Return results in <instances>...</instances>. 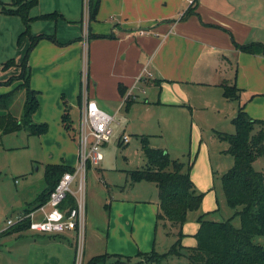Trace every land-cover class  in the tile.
<instances>
[{
    "label": "crops",
    "instance_id": "crops-1",
    "mask_svg": "<svg viewBox=\"0 0 264 264\" xmlns=\"http://www.w3.org/2000/svg\"><path fill=\"white\" fill-rule=\"evenodd\" d=\"M84 3L85 0H39L31 10L32 15L53 11L63 15L58 19H36L31 24L33 34H54L56 37V40L48 37L40 39L29 57L31 86L39 91V106L33 114V120L50 124L61 136L63 143L61 151L48 158L46 164L62 161L73 167L77 164V147L63 124L62 114L65 110L64 98L69 104L75 101L79 104L78 97L81 86L83 87V49L87 50L90 97L97 102V97L100 96L104 104L120 102L118 111L125 105L127 97L132 100L131 104L137 102V90L143 89L145 83L153 79V70L161 69L159 72L164 76L161 83H164L166 91V81H171L174 78L172 76H180V80H190L196 72L204 69L211 70L212 75L208 81L202 83L218 87L222 91L221 100L226 98L221 83L234 82L241 88L240 97L235 99L237 107H232V119L239 105H244L251 116L264 118V53L244 52L233 43V38L241 43H264V0H198L197 11L202 17L201 23L179 19L189 5L187 0H101L96 18L91 21L85 14ZM0 15V36L8 29L15 42V49L9 54L6 49L2 58L7 56L6 60L11 57L19 60L30 44L29 37H26L18 47L17 40L24 24L19 16ZM197 28L204 29L206 35L198 36L195 31ZM90 34H93L91 38ZM189 51L206 57V67L199 69L188 64L185 54ZM178 62L181 63L179 67ZM12 72L1 68L0 80L6 79ZM146 73L150 76H146ZM174 73L177 75H172ZM119 82L128 86L124 97L118 90ZM10 89L9 86L0 87V90ZM163 99L166 100L165 95ZM206 100L211 104V98ZM71 119L73 120L72 117ZM50 126L43 133V139L50 135ZM196 157L195 154L191 159V177L196 187L206 191L201 210L208 212L207 217L214 220L231 216V211L223 215L217 191L215 194L212 188L214 167L211 153L206 154L204 176L197 168L199 157ZM154 187L158 188L157 185ZM211 196L215 198L210 201L208 197ZM107 203L108 210L105 208ZM35 205L18 211V216L24 215L27 208ZM144 208L148 211L147 217L139 222L145 224L137 230L136 221ZM158 209L159 195L154 197L147 194L133 200L112 195L110 198L106 196L104 203L95 205L93 201L90 206L87 200L84 258L104 250L134 255L154 248V229L159 225H156ZM192 213L189 212L183 226L185 235L182 241L189 246L197 244L194 234L199 227L197 217L201 212L196 210ZM40 216L41 212L36 211L35 217ZM119 218L125 220L126 228H123L125 224L119 225L122 234H115L116 239L110 243L113 221ZM130 225L131 228L128 227ZM9 226L0 224V232ZM26 231L9 233L1 238L0 264H75V231L61 234ZM166 233L174 235L172 232ZM93 235L100 239L106 236V244L102 240L89 243ZM170 238L173 240L174 236Z\"/></svg>",
    "mask_w": 264,
    "mask_h": 264
},
{
    "label": "rangeland",
    "instance_id": "rangeland-1",
    "mask_svg": "<svg viewBox=\"0 0 264 264\" xmlns=\"http://www.w3.org/2000/svg\"><path fill=\"white\" fill-rule=\"evenodd\" d=\"M3 1L10 2L11 0ZM179 19L199 23L203 21L199 13L190 14L185 19H181V17ZM195 31L198 36L206 35V31L202 28H197ZM13 48L15 49V42L12 40L9 30L6 29L4 34L0 36V70L2 63L7 58V56L2 58L4 51L7 49V54H9ZM185 56L188 59V64H192L196 68L200 69L207 65L206 57H201L195 52L193 54L189 51ZM81 62L82 69H84V63L88 62L86 49L82 51ZM180 65L181 63L178 62V67ZM162 67H164L163 62ZM7 70L13 71L9 76H17L20 73L19 67L16 66H11ZM15 70L17 71L14 73ZM159 71H161L160 68ZM159 71L153 70L151 72L153 79L145 83L143 89L137 90L139 98L128 109L124 105L118 111L121 105L119 104L120 102L111 101L110 104H104L101 97H97V103L101 108L111 114H115V121L112 124L113 134L111 139L100 146L103 160L99 164L89 168L86 174V199L88 200V205L90 206L93 201L95 205L102 204L106 196L110 198L112 195L118 198H125L126 200H133L136 197L146 196L147 194L154 195V197L159 195L158 188L154 187L157 185L155 182L156 185L146 180L133 181L130 173L132 170L143 168L147 164L146 154L141 143V137L147 134L149 135L150 145L154 147H166L172 158H177L188 163L190 157L196 154L199 157L197 168L202 176H204L206 169V154L210 152L214 167V183L212 188L214 193L217 191V194H215L218 197L217 199L219 200L223 215L231 211V214H229L231 216H223L224 218H219L218 220H224L233 216V223L236 226H240V216H234V213L241 206L233 208L228 204L221 180L222 173L233 165L234 157L224 153L226 142L220 140L217 134V131L233 132L235 130L232 122V107H237L235 100L227 98L221 100L222 91L218 87L202 83L208 81L209 77H211V70L207 71L203 69L202 71H198L189 78L190 80H186V78L180 80L182 79L180 76H172L179 80L172 78L171 81H166V91L164 83H161L164 76ZM172 75L177 74L174 73ZM146 76L149 77V73H146ZM22 82V78H19L10 85H0V87L9 86L11 89H15L8 110L18 117L24 112L26 98L25 89L20 88ZM4 91L0 90V92ZM164 95L166 100L163 99ZM207 98L212 99L211 104L207 103ZM82 106L83 103L79 105L77 101L69 104V113L73 120L71 121L72 129L67 132L71 134L77 151L79 146V135L77 132ZM8 110L2 111L6 112ZM54 127L56 126L54 125ZM125 134L130 136V140L127 142H124L122 139ZM43 135L31 134L27 128L9 133L0 132L1 225H7L9 217L16 220L18 216L17 212L23 208L35 205L38 194L45 189L44 173L46 161L53 154L61 151L63 143L61 136L53 127H51L50 135L46 139H43ZM254 167L264 171V156H260L254 161ZM146 185L151 187H147ZM197 189L203 192L204 195L206 194L205 190L198 187ZM213 198L215 197H208L210 201ZM201 207L198 209V212L202 213L204 211L201 210ZM105 208L108 210L107 205H105ZM46 209H49V206H46ZM224 209H226L225 212ZM129 210V213H131L132 208ZM147 214L148 211L145 208L139 213V218L136 221L137 230L144 226L145 222H139V220L143 221L146 219ZM128 220L130 219L128 218ZM124 224L125 227L123 228L125 229L126 222L122 218L113 221V232L110 243L116 239L115 234L118 236L122 234L119 225ZM128 227L131 228V225ZM114 229L116 230L114 231ZM167 231L174 234L171 235L174 236L173 240L166 233ZM136 233L139 234V232ZM177 233V227L172 226L169 222L164 225L163 221H160L159 225L154 229V237L156 238V245L154 247L160 254L168 253V256L165 258L171 264H188L186 256L169 253L171 245L177 239ZM129 236L132 238L131 233ZM97 237L93 235L89 243L92 241L94 243L100 242L102 240L106 244V236L101 239ZM135 239L136 237L133 240L135 241ZM259 240L264 241V238H260ZM151 241H153L152 237ZM96 246L97 243L95 244ZM185 246L187 245H184V247L176 246V251L187 252ZM86 257L84 261L87 259ZM151 258L153 257L147 259L146 255H138L136 253L133 255L131 262L132 264H156ZM165 258L163 257V259Z\"/></svg>",
    "mask_w": 264,
    "mask_h": 264
},
{
    "label": "trees",
    "instance_id": "trees-1",
    "mask_svg": "<svg viewBox=\"0 0 264 264\" xmlns=\"http://www.w3.org/2000/svg\"><path fill=\"white\" fill-rule=\"evenodd\" d=\"M39 0H11L5 2L0 0V12L7 15L19 16L24 24L17 43L22 44L29 37L30 44L26 48L21 60L11 57L2 63V69L7 70L11 66L19 67L17 76H9L0 80V85L12 84L16 79L22 78L20 88H24L26 98L24 112L18 117L8 110L15 89L0 92V132L9 133L27 128L31 134H43L48 131L47 122H35L33 114L39 106V91L31 86V66L29 63L30 52L36 43L44 37L56 40L54 34H33L31 24L36 19H58L63 17L58 11L32 15L31 10L38 4ZM101 0H88L89 19L96 18ZM198 0H194L181 15L185 19L190 14L198 13ZM93 34H90L91 38ZM236 48L248 53H264V43L251 41L248 43L238 42L233 38ZM223 95L227 99L235 100L240 97L241 88L236 83H221ZM118 90L121 96H125L128 86L119 82ZM79 105L82 104V86L78 97ZM132 100L126 98L125 106L128 109ZM65 110L62 120L65 128L72 129V119L69 113V103L64 98ZM2 110H8L6 112ZM232 122L235 126L233 132L217 131L220 140L226 141L228 147L224 150L233 155V165L221 175L222 185L226 194L228 204L233 208L241 206L234 213L239 215L241 225L236 226L233 216L224 220H214L207 217L208 212H202L197 217L199 227L194 236L196 245L185 246L187 252H177L176 246L184 247L183 226L188 219L190 211H196L201 207L204 193L198 191L191 177L192 157L186 163L183 160L172 158L167 148L150 145L149 135L141 137V143L146 154L147 164L143 168L132 170L133 181L155 182L159 190V209L156 214V225L163 221L169 222L177 227V239L171 245L172 255L186 256L188 264H264V171L254 167V161L264 156V118L251 116L244 105H239ZM186 169L184 170V168ZM74 167L65 162L47 163L45 166V189L36 198V205L27 208L26 213L38 208L45 203L51 191L57 185L59 179L66 171ZM64 207L75 205V199L70 194L63 201ZM109 206V204H106ZM30 226V218L26 217L14 225L0 232L1 238L9 233L26 231ZM1 245V242H0ZM138 255H146L147 259L153 257L156 264H171L168 262V253L160 254L156 248L149 251H139ZM133 255L120 252L98 253L87 258L83 264H132ZM163 257L165 259H163Z\"/></svg>",
    "mask_w": 264,
    "mask_h": 264
},
{
    "label": "built area",
    "instance_id": "built-area-1",
    "mask_svg": "<svg viewBox=\"0 0 264 264\" xmlns=\"http://www.w3.org/2000/svg\"><path fill=\"white\" fill-rule=\"evenodd\" d=\"M191 4L194 0H187ZM85 14L89 16L88 0L84 3ZM83 87L80 124L78 127L79 146L78 160L74 169L63 173L57 185L51 191L48 200L36 210L19 215L16 220H7L8 225H14L26 217L30 218L28 230L43 234H61L67 231L77 233V250L75 264L84 262V245L86 234V174L89 168L103 160L100 146L111 139L112 124L115 115L101 108L94 98L90 97L87 83L88 65L83 69ZM124 142L130 140L128 134L123 135ZM74 183H76L74 185ZM74 185V187H73ZM75 199V205L64 207L63 201L68 195ZM49 206V209H46ZM36 211L42 216L35 217Z\"/></svg>",
    "mask_w": 264,
    "mask_h": 264
}]
</instances>
